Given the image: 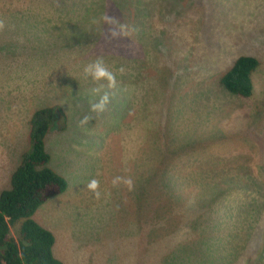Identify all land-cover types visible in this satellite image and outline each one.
Here are the masks:
<instances>
[{
	"label": "rangeland",
	"instance_id": "obj_1",
	"mask_svg": "<svg viewBox=\"0 0 264 264\" xmlns=\"http://www.w3.org/2000/svg\"><path fill=\"white\" fill-rule=\"evenodd\" d=\"M0 20V153L15 170L33 114L52 110L45 149L67 188L32 218L57 259L264 264V0H0ZM243 56L257 61L249 98L220 82ZM97 58L114 89L84 78Z\"/></svg>",
	"mask_w": 264,
	"mask_h": 264
},
{
	"label": "trees",
	"instance_id": "obj_2",
	"mask_svg": "<svg viewBox=\"0 0 264 264\" xmlns=\"http://www.w3.org/2000/svg\"><path fill=\"white\" fill-rule=\"evenodd\" d=\"M256 67L254 58L237 57L220 82L227 92L249 98L250 74ZM51 113L46 108L33 114L30 149L12 173L10 188L0 193V264H62L52 254L53 234L32 218L40 206L67 188L66 180L50 167V156L45 149ZM17 224V237H10V229Z\"/></svg>",
	"mask_w": 264,
	"mask_h": 264
},
{
	"label": "clouds",
	"instance_id": "obj_3",
	"mask_svg": "<svg viewBox=\"0 0 264 264\" xmlns=\"http://www.w3.org/2000/svg\"><path fill=\"white\" fill-rule=\"evenodd\" d=\"M103 20L109 26H112L115 23H117L115 17H110L108 15H105L103 17ZM4 28H5V23L3 20H0V30H3ZM110 32L113 36L117 35V33L111 28H110ZM117 71L120 74H124L125 68L121 66L119 69H117ZM83 74L85 79L91 78L93 82L100 84V88L93 89L94 93H99L101 88H103L104 85L100 83L102 81L106 82L108 89H114L117 85L116 73L109 70V68L105 65L104 60L102 58H97L92 63L87 64L83 69ZM110 102L111 101H110L109 92H104L103 95H101L98 100L90 103V112L95 113L96 116H100L105 111H107V107ZM92 119H93L92 116L85 115L80 119L79 125L80 126L87 125L92 121ZM111 183L114 187L123 184L124 186L127 187L129 191L134 190V181L131 177L116 176L112 179ZM86 189L93 194L95 199L99 200L101 198L102 193L100 191L99 180L95 178L91 179L87 183Z\"/></svg>",
	"mask_w": 264,
	"mask_h": 264
},
{
	"label": "crops",
	"instance_id": "obj_4",
	"mask_svg": "<svg viewBox=\"0 0 264 264\" xmlns=\"http://www.w3.org/2000/svg\"><path fill=\"white\" fill-rule=\"evenodd\" d=\"M0 160H1V163H0V187L2 186H6V184L8 183V179L11 178V175L12 173L14 172V170L12 169V166H11V162H10V159L8 158L7 154L6 153H0ZM60 175V174H59ZM61 176V175H60ZM64 178V177H63ZM65 179V178H64ZM2 190H5V189H2ZM1 190V191H2ZM46 203V202H45ZM44 203V204H45ZM43 204V205H44ZM35 214V213H34ZM41 226V225H40ZM44 228V227H43ZM52 233V232H51ZM53 234V233H52ZM54 236V235H53ZM54 244H55V237H54ZM54 244H53V247H54ZM52 247V249H53ZM60 246H58L59 248ZM52 254H53V251H52ZM54 256V255H53ZM55 259H57L55 256H54ZM58 261H60L59 259H57ZM62 264H64L62 261H60Z\"/></svg>",
	"mask_w": 264,
	"mask_h": 264
}]
</instances>
